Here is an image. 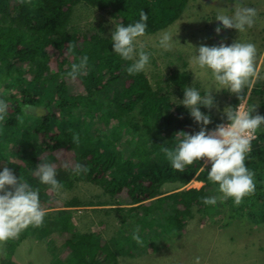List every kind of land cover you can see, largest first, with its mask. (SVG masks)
I'll return each mask as SVG.
<instances>
[{
	"label": "trees",
	"instance_id": "1",
	"mask_svg": "<svg viewBox=\"0 0 264 264\" xmlns=\"http://www.w3.org/2000/svg\"><path fill=\"white\" fill-rule=\"evenodd\" d=\"M189 4L190 0H0V93L11 91L13 87L20 91V85L39 89L47 81L62 80L56 93L46 97L44 101L38 98L45 92L41 88L42 91H33L39 94L38 97L23 99V103L17 102L10 106V114L7 113L8 116L0 123V164L5 161L4 167H9L17 178L22 177V171L26 167L33 173L40 162L37 160L40 155L36 154L41 150H36L35 141L44 142L47 138L41 156L44 157L49 152L56 154L62 148L65 151L74 150L76 164H83L82 161L86 160L83 165L87 168L85 173L88 181L100 185L110 195V202L105 206L112 208L104 209V212L106 215L115 212L122 228L129 218L123 219L124 208L114 206L138 204L155 196L158 188L167 181H181L187 184L196 176L205 184L203 187L191 188L174 195L167 191L160 197L155 196L157 201H161L159 209L151 207L147 215L153 210L156 213L166 210L164 216L169 215L168 220L179 224V228H176L172 223H166L170 234H177L178 230L186 226V216H192V212L198 210L199 213H214V206L202 203V197L207 196L208 187L211 186L206 178L208 169L195 175L202 161L186 167L185 172H177L180 174L177 175L176 170L170 167L160 151L161 146H174L176 138L173 137L176 133L192 134L199 131L200 126L192 120L188 110L173 103L172 99V96L177 100L182 98L183 88L190 82L188 72L173 69L168 77L162 79L166 87L154 90L149 76L144 71L129 75L126 71L128 62L111 52V36L103 38L99 35L104 30L109 31L107 26L97 23L96 30L91 29L93 32H82L74 20L75 11L86 6L92 8V11L106 13L114 22L127 26L128 23L138 20L139 13L143 10L148 16V29L142 42L144 49L149 51L151 45L146 43L147 40L152 38L157 43V34L175 24ZM93 17L99 18L96 14H93ZM221 32L226 33L221 38L243 39L242 32L239 33L235 29H224L222 26ZM84 55L88 56V71L76 80L68 79L65 74L70 67L64 68L68 63L65 58L74 59L78 63L79 58ZM21 65L27 68L26 71L21 70ZM182 67H186L185 62ZM125 76L127 78H124ZM119 86L123 88L120 97L110 98V88L117 89ZM25 91L29 90L20 91L16 96L25 98ZM259 93L264 95V85L257 83L252 96ZM118 103L122 107L119 108ZM25 104L29 107L39 104L46 108L48 114L42 117L43 122H35L32 119L35 118L33 112L25 114ZM237 104V98L234 103H230L233 107ZM249 104H254L251 99ZM73 108L89 114L78 118L75 111L63 113ZM137 109L138 114L135 112ZM257 113L256 107L253 114ZM59 118L60 122L57 124ZM101 119L105 123H102V128L117 121L107 142L102 141L107 129L98 135L96 124ZM72 121L75 122V127ZM221 122L223 121L214 119L213 124L207 127L214 129ZM63 123L66 126H62ZM164 125L171 131L169 136L162 133ZM72 132L80 136L78 144L73 143ZM148 133L155 143L153 148L146 144ZM261 140L264 141V128L259 130L258 141ZM126 160L147 161L146 164H153L146 170L140 167V161H135L121 172H115L120 168L119 163L122 162L123 165ZM245 163L250 169L262 168L263 171L256 174L254 191L239 205L230 203L231 199L225 200L233 212H242L248 219L262 218L264 221V148H253ZM68 167L74 168L72 165L66 166ZM67 170L74 177L73 169ZM74 180H78V175H75ZM227 202H222L220 206H226ZM258 208H261V211ZM137 210H141V206L128 209ZM217 213L221 214L220 211ZM151 218L154 219V216ZM206 220L207 218L202 219ZM142 221L141 216L140 222ZM65 222L64 228L67 230L72 223L69 218H66ZM93 223L105 229L108 225L106 219L94 220ZM146 227L145 225L142 229L143 232ZM46 229H42L44 239L48 236ZM36 230H41V226L29 227L22 231L17 238L10 240L11 245L17 246ZM147 237L146 235L145 239ZM122 240L130 245L131 236L126 234ZM62 241L67 245L70 255L64 259L58 258L54 264H120L119 254H135L131 252L132 249L124 251L120 242L116 243L115 239L103 240L101 234L92 231L65 235ZM144 254L146 253L143 251L139 253Z\"/></svg>",
	"mask_w": 264,
	"mask_h": 264
},
{
	"label": "rangeland",
	"instance_id": "2",
	"mask_svg": "<svg viewBox=\"0 0 264 264\" xmlns=\"http://www.w3.org/2000/svg\"><path fill=\"white\" fill-rule=\"evenodd\" d=\"M234 2L235 0H190L189 6L175 24L164 30L169 32L175 39V42L169 48L162 49L158 47L152 38H149L146 42L151 45V48H148L151 49L148 51L151 55L150 64L144 72L150 78L151 87L154 90L165 88L166 83L162 79L168 77L171 70L182 68L183 61H187L188 66L184 70L188 71L190 82L186 86L196 87L202 94L205 90L212 89L211 95L215 99V106L208 110L214 118L217 119L218 117L217 120L225 118L222 110L230 105L232 101L234 103L236 96L224 90L217 92L214 89L210 78L191 61V57L194 55L192 46L198 48L201 44L212 46L219 45L221 42L231 44L236 41L235 39L221 38L226 33L220 32L217 34L215 32L216 27H222V25H219V22L214 19L218 8L231 9ZM243 3L245 6L256 10V17L253 26L242 32L241 37L243 39L239 41L245 42L247 40V43L255 45L256 55L254 63L260 71V78L256 84L264 85V0H243ZM91 9L83 6L76 10L75 25L84 32L91 31V29L96 30L97 23H101L107 26L109 31L106 32L104 30L99 35L103 38H109L115 28L114 20L106 13H99ZM93 14H96L99 18L93 17ZM164 31H160L157 34L158 39ZM72 63H76V61L73 60ZM26 69V67L21 65V70L26 71ZM124 78L127 77L125 76ZM61 81H47L44 86L41 85L45 92L40 96L38 93H33V91H42L41 88H31L30 85L27 87L20 85V91L29 90L25 91V98L16 96L20 91H17L15 87L11 88V91L1 92V97L7 99L9 104L8 114H10V106L17 102L23 103V99L39 96L38 98L44 101L43 99H46V97L53 96L58 90ZM122 92L123 88L120 86L117 89L111 87L109 91L110 98H114L113 96L119 98ZM250 99L252 103L256 104L258 113L264 115V95L259 93L257 96H252L251 93L249 101ZM39 104H36V107L31 110H27L28 114L29 112L36 113L35 118H32L35 122H43L42 117L48 114L47 109ZM82 110L87 111L86 108H82ZM71 111H75V115L78 118L89 114V112L82 113L77 108L67 109L63 113L67 114ZM135 112L138 114L139 110L137 109ZM59 122L60 118L57 124ZM115 122H112L111 125L106 124L105 128H102V123H104L102 119L96 124V126L98 125V135L102 134L104 129H107L106 134H103V142H107L110 139V131L115 126ZM72 123L73 127H75V122L72 121ZM212 123L213 121H211L210 125ZM61 125L64 126L65 123ZM263 128L264 126L261 127V130ZM170 132L163 126V134L169 136ZM258 136L259 131L256 133V137ZM46 142L47 138L44 142L35 141L36 150L41 148L36 154L37 156L40 155L37 160L38 162L40 161L39 163H51L56 168L57 179L61 182L62 188L59 192H52L48 189V186L40 184L27 167L23 169L21 178L27 181L31 187L39 190L41 206L43 208L46 207L47 214L44 217L41 230L31 232L30 236L19 242L17 246L13 247L10 240L0 242V264L4 263L2 261L3 258H6V264H12L13 261L18 264H54L56 260L64 259V257L66 258L70 255L67 245L62 241L65 235L70 236L75 232L83 234L89 231L101 234L103 240L115 239L116 243L120 242L124 251L132 249L131 252L135 253L134 256L118 255L120 264H182L183 260L190 262V264H264V221H262V218L248 219L242 212H238L240 215H237V212L229 211L228 205L219 209L221 214H217L216 211L214 213L207 212V214L204 212L199 213L196 210L192 212L191 217H186L187 225L183 230L181 232L177 231L176 235L170 237L171 232L166 223L172 220L162 217L153 210L149 215H146L147 221L155 220L153 227H146L143 232L142 224L133 212L131 214L132 217L125 222L122 228L121 221L117 218L115 212H111L109 215L104 212V209L112 207H98L109 204V193L100 185L91 184L85 172L78 175V180H74L75 175L72 177V173L67 170L75 168L74 151H65L61 148L56 154L49 152L42 157L41 153ZM154 144L150 143L148 146L153 148ZM255 147L258 150L263 149L264 141H258L256 145L252 144L251 151ZM135 161L126 160L123 165L120 162V168L115 172H121L123 169L133 165ZM139 161L137 160V162ZM149 161L153 162V160ZM146 162L140 161L139 163H141L140 167L148 170V166L151 163L146 164ZM82 163L85 164L86 160H83ZM4 165L5 161H2L0 166L4 167ZM71 165L74 168H66V166ZM251 171L254 173V179L256 174L263 172L262 168H253ZM71 184L72 186L70 187L69 185ZM193 185L197 186L198 184L193 183ZM166 191L171 193L168 189ZM160 203L161 201L157 202L154 205V209L158 210ZM114 207L116 208V206ZM258 210L261 211V208H258ZM234 213L235 216H233ZM152 216H154V219L151 218ZM66 218H69L70 223H76V225L72 224L66 230L64 228ZM204 218H207V220L202 221ZM102 219H106L108 223L106 229L104 227L100 228L101 226L93 223L94 220ZM159 221H161L163 229L160 235L161 239L156 235L157 230L160 228V225L156 223ZM44 227L47 228L48 234L45 239L42 230ZM136 227L140 229L143 242L142 244H137L131 239L129 245L122 238L126 234L131 236V230ZM144 233L148 236L146 239ZM167 236H169L168 239ZM115 247L119 249L117 245ZM141 251L146 254L139 255ZM3 252L4 254L2 255Z\"/></svg>",
	"mask_w": 264,
	"mask_h": 264
},
{
	"label": "clouds",
	"instance_id": "3",
	"mask_svg": "<svg viewBox=\"0 0 264 264\" xmlns=\"http://www.w3.org/2000/svg\"><path fill=\"white\" fill-rule=\"evenodd\" d=\"M255 17L256 10L254 8L245 6L243 0H235L231 9L218 8L214 19L224 29H235L241 33L253 26ZM147 20L148 16L141 10L139 19L128 23L127 26L113 21L115 28L111 32V52L121 60L128 62L126 71L129 75L143 72L150 64L151 54L144 49L142 44V38L145 37L148 29ZM215 32L219 34L221 27H216ZM174 42V37L164 31L157 41V46L167 49ZM192 48L194 55L191 57V61L210 78L214 89L217 92L224 90L234 94L238 104L235 107L228 105L222 110L226 123H219L214 129H208L211 117L206 112H202L201 108L211 109L215 106L214 98L211 95L212 89L205 90L202 94L196 87L185 86L183 98L177 100L172 96L173 103H177L178 106L182 105L188 110L189 116L200 126L199 131L192 134L176 133L173 137L176 138L174 146L171 148L161 146L160 151L164 154L170 167L176 170L177 175H180L177 172H185L186 167L199 164L203 160L204 163L200 164L195 175L208 169L206 178L211 186L208 187L207 196L202 197V203L214 206L216 212H221L219 209L227 207V205L230 208L229 211H232V207L225 199H231L230 203L239 205L255 189L254 173L246 166L245 161L251 151V145L259 139V136L256 137V133L264 126V115L258 113L254 115L257 106L248 103L253 87L260 78V71L254 63L256 47L252 43L236 40L231 44L223 42L212 46L201 44L198 48L193 46ZM65 59L68 63L64 68L70 67L65 74L68 79L76 80L88 71L87 55L79 58L78 63H72L74 59ZM34 107L36 106L29 107L25 104L23 111L26 114L27 110ZM118 107L122 106L118 103ZM8 108L7 99L0 97V121L6 118ZM147 136L148 139L145 141L148 146L154 142L149 133ZM253 139L255 140L253 141ZM72 141L79 143L78 134L73 133ZM206 165H210V168H205ZM82 172H87V168L83 164L77 163L73 173L79 175ZM32 174L40 184L48 186L52 192H59L62 188L61 182L57 179L56 168L51 163H39ZM193 183L198 185L195 186ZM204 185L197 179V176L187 184H183L181 181H167L158 188L155 196L160 197L161 194H165L166 189L174 195L191 188L200 189ZM155 196L146 198L135 205H130V203L116 205V208H124L123 219H130L134 212L139 221L142 216V228L145 225L153 227L155 220L147 221L146 215L159 202ZM222 202L228 204L220 206ZM136 206H141V210L128 211L129 208ZM157 213L162 217H169V215L164 216L166 210ZM46 214L47 209L41 206L39 190L31 187L21 177L17 178L9 167L0 168V242L17 238L22 231L29 227L41 226ZM186 217H191V215ZM169 223L179 228V224L174 220ZM72 224L76 225V223ZM156 224L161 226V221ZM183 228L178 231L181 232ZM174 235L176 234H170V237ZM168 238L169 236H167ZM131 239L137 244H142L139 227L131 230ZM184 261L182 264H185Z\"/></svg>",
	"mask_w": 264,
	"mask_h": 264
},
{
	"label": "crops",
	"instance_id": "4",
	"mask_svg": "<svg viewBox=\"0 0 264 264\" xmlns=\"http://www.w3.org/2000/svg\"><path fill=\"white\" fill-rule=\"evenodd\" d=\"M173 25H174V24H173ZM171 26H172V25H171ZM169 27H170V26H169ZM169 27H168V28H169ZM163 31H164V30H163ZM183 62H185V65H186V67H187V66H188L187 61H183ZM186 67H185V68H186ZM185 68L182 67V68H180V69H178V70L181 71V72H185V71H187V70H184ZM171 71H172V70H171ZM187 72H188V71H187ZM182 98H183V95H182ZM182 98H181V99H182ZM181 106H182V105H181ZM201 110H202L203 112H206L207 114H209L210 117H211V121L214 122V119H216V118H214V117L212 116V113L209 112L208 109H205V108L202 107ZM213 118H214V119H213ZM217 119H218V117H217ZM217 119H216V120H217ZM219 119H220L219 121H223L222 123L227 122V121H226V118H219ZM212 124H213V123H212ZM209 125H210V124H209ZM209 125H208V126H209ZM209 129H210V128H209ZM151 207H153V205H152ZM44 208L46 209V207H44ZM153 208H154V207H153ZM3 254H4V252L2 253V255H3ZM2 261L4 262L3 264H6L5 258H3ZM184 262L187 263L186 260H185ZM12 264H18V263H17V262L14 263V261H13Z\"/></svg>",
	"mask_w": 264,
	"mask_h": 264
},
{
	"label": "flooded vegetation",
	"instance_id": "5",
	"mask_svg": "<svg viewBox=\"0 0 264 264\" xmlns=\"http://www.w3.org/2000/svg\"><path fill=\"white\" fill-rule=\"evenodd\" d=\"M159 225H160V224H159ZM161 233H162V229H161V226H160L159 230H157L156 235H158V237L161 238V236H160Z\"/></svg>",
	"mask_w": 264,
	"mask_h": 264
},
{
	"label": "bare ground",
	"instance_id": "6",
	"mask_svg": "<svg viewBox=\"0 0 264 264\" xmlns=\"http://www.w3.org/2000/svg\"><path fill=\"white\" fill-rule=\"evenodd\" d=\"M213 112V111H212ZM204 163V161L202 160V164ZM205 168H210V165H206ZM67 255V254H66ZM65 258V257H64ZM61 262V261H60Z\"/></svg>",
	"mask_w": 264,
	"mask_h": 264
}]
</instances>
